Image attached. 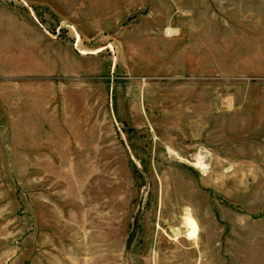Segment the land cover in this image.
<instances>
[{"label":"rangeland","instance_id":"obj_1","mask_svg":"<svg viewBox=\"0 0 264 264\" xmlns=\"http://www.w3.org/2000/svg\"><path fill=\"white\" fill-rule=\"evenodd\" d=\"M0 264H264V0H0Z\"/></svg>","mask_w":264,"mask_h":264},{"label":"bare ground","instance_id":"obj_2","mask_svg":"<svg viewBox=\"0 0 264 264\" xmlns=\"http://www.w3.org/2000/svg\"><path fill=\"white\" fill-rule=\"evenodd\" d=\"M165 32H169L168 30H166ZM169 35V34H168ZM97 52V51H96ZM94 53V52H92ZM81 54H86V52L82 51ZM190 231H189V236L192 238L194 237L195 233H196V224L195 222L189 218L187 221H186Z\"/></svg>","mask_w":264,"mask_h":264}]
</instances>
